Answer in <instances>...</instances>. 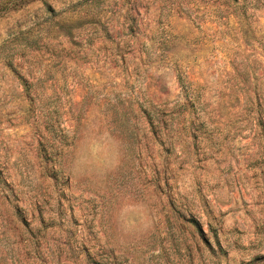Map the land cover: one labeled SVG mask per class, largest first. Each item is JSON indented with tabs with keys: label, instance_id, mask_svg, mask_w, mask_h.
Segmentation results:
<instances>
[{
	"label": "rangeland",
	"instance_id": "374dc122",
	"mask_svg": "<svg viewBox=\"0 0 264 264\" xmlns=\"http://www.w3.org/2000/svg\"><path fill=\"white\" fill-rule=\"evenodd\" d=\"M0 264H264V0H0Z\"/></svg>",
	"mask_w": 264,
	"mask_h": 264
}]
</instances>
